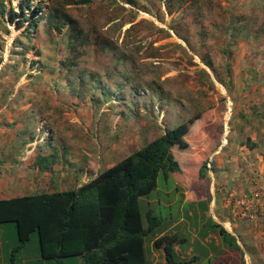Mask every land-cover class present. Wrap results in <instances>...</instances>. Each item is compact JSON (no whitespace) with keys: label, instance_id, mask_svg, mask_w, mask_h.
<instances>
[{"label":"rangeland","instance_id":"1","mask_svg":"<svg viewBox=\"0 0 264 264\" xmlns=\"http://www.w3.org/2000/svg\"><path fill=\"white\" fill-rule=\"evenodd\" d=\"M182 1L168 14L165 0H137L132 7L120 0H0V196L11 195L3 191L10 186L13 164L15 170L22 163L35 170L37 146L43 154L56 152L55 159L67 156L80 166L94 162L95 170L103 169L195 111L224 107L217 118L224 133L237 101L264 98V0ZM36 5L41 9L34 17L45 16L53 7L63 9L79 23L82 38L71 46L67 27L58 31L44 18L27 29L24 20ZM11 11L17 17L10 18ZM101 38L111 42L112 49L103 50L97 43ZM205 55L214 70L205 65ZM103 86L108 94L97 103ZM150 86L160 91V98ZM120 90L121 96L111 95ZM26 101L31 105L21 107ZM24 110L29 113H20ZM18 171L14 172L23 173ZM26 180L31 182L30 177ZM183 192L160 172L157 186L138 199L144 225L147 211L160 219L145 238L148 263L151 241L181 216L184 225L177 231L187 238L183 250L193 248L198 263L217 264L214 253L207 257L204 252L211 246L213 251L227 246L237 254L239 248L224 241L213 226L209 201H184ZM0 228V262L10 264L24 253V246L31 257L39 252L36 232L13 252L18 245L15 223H2ZM193 228L202 239L206 234L204 244L197 239L192 243ZM73 257L77 256L63 260ZM40 258L54 264L53 259Z\"/></svg>","mask_w":264,"mask_h":264},{"label":"trees","instance_id":"2","mask_svg":"<svg viewBox=\"0 0 264 264\" xmlns=\"http://www.w3.org/2000/svg\"><path fill=\"white\" fill-rule=\"evenodd\" d=\"M120 1L131 7L138 5L137 0ZM165 1L168 14L183 3L182 0ZM40 9L41 6L36 5L31 16L24 20L27 29L44 18L58 31L67 27L71 46L82 38L79 23L63 9L53 7L45 16L34 17ZM12 15L17 17L16 12L11 11L10 18ZM21 33L23 38L28 37ZM18 41L16 37L15 46ZM97 43L103 50L112 49L111 42L104 38ZM20 51L23 56L25 50ZM202 58L205 65L214 70L211 60L206 55ZM103 88L96 97L97 103L108 94ZM135 88L132 86L133 94ZM149 88L154 90L151 86ZM122 92H112L111 95L121 96ZM223 113L224 107L215 109L212 106L195 111L79 186L0 198V224L14 222L16 226L18 245L13 252L36 232L41 257L53 259L54 264H61L63 258L71 256H81L84 264H147L145 238L159 225L160 219L147 211V224L144 225L138 199L157 186L160 172L183 188L187 201L203 199L206 195L204 178L208 170L213 169L209 157L217 146L215 142L207 146L204 133L213 130L217 135L222 133L219 126L214 128V118ZM36 149L34 165L40 171H51L56 152L43 154L40 146ZM213 226L224 241L239 247L236 238L230 236L224 227ZM177 240L175 234H164L153 241L156 248L163 250L165 264L183 263L174 260L173 244Z\"/></svg>","mask_w":264,"mask_h":264},{"label":"crops","instance_id":"3","mask_svg":"<svg viewBox=\"0 0 264 264\" xmlns=\"http://www.w3.org/2000/svg\"><path fill=\"white\" fill-rule=\"evenodd\" d=\"M153 89L154 90L152 91L154 96L160 98V91L156 88ZM36 102L41 103V101ZM23 103L28 104H22L21 107L28 108L32 102L26 101ZM240 105L246 106V108L241 110ZM236 107L232 111L229 131L226 135H224L223 132L220 135H217L214 130L212 132L206 131L204 133L208 144L207 146L212 145L213 142H215L217 146L211 151L209 157V160L212 162L211 164L213 169H209L204 178L206 195L200 201H209L208 206L211 209L214 224L221 225L228 233L236 238L239 250L236 254L231 251V248L222 246L221 249L213 251L211 246L206 252L204 246L198 245V247L200 250L204 247V252L207 257L213 256L214 253L215 257L218 258L217 264H264V217L258 211H253L252 213L249 212L247 214L244 212L242 206V202L244 200H248L252 202V204L259 205L264 208V98L252 101L249 99L240 102L237 101ZM27 112V110L20 111V113ZM8 114H10L9 110ZM214 123L216 125L214 128L217 129L219 126V129H222V125H220L217 118H214ZM22 139H24V137ZM36 141L32 142V144L36 143ZM42 141H44V138H42ZM20 145H23V142H21ZM49 147L52 149L51 142ZM29 151L30 150H27L26 153L29 154ZM67 151L68 149L66 148L62 151V153L66 154ZM49 153H52V150L48 153L46 152V154ZM86 155V160L91 159L89 153ZM26 157H28V155L24 156L23 159H26ZM123 157H121V159ZM72 164H76L77 166L74 167ZM15 165L16 164H13L11 168L13 173H9L10 175H8V178L10 179V186H7V188L3 191H6V193L10 192L11 195L0 196V198L28 194L30 192H19V190L23 189L21 191H25L27 188L42 187L43 189L45 188L44 190L48 191L53 189L63 190L71 186H79L80 184H83L89 179L95 177L101 170L111 166H105L103 169L98 166V170H95L97 168H94V162L86 164V166L83 167V165L80 166L77 163H73L66 156L62 160L56 159L55 163L51 165V171H40L37 166L35 170L33 168L26 169L27 166L22 163L21 166H18V169L22 170L23 173L19 175L14 172L18 171V169L15 170ZM207 165L210 166V163ZM6 169L10 171V163H7ZM27 173H29L28 177H30V183L27 180L25 181V179L28 178L26 176ZM35 176L37 178V181L35 180L36 182L33 179ZM22 182L25 185H22ZM17 183L22 186H16ZM183 200L187 201L184 196V192ZM188 215H190V213H188ZM184 221V216L179 217L178 220L172 222L166 231H162L154 237L151 241L153 245L151 250L152 259L150 260V263H148L146 255L147 264L166 263L163 250L161 248H156L153 244V241L156 238L164 234H175L178 238L177 242L173 244L174 260L176 262H183L181 264H201L198 263L200 260L198 254H192L193 248L188 247L183 250L182 244L187 238L179 234L177 230L181 229L180 227L181 225H184ZM193 229L192 243H195L197 239L198 244H204L206 242V234H204V238L202 239L199 237L200 234L196 232L197 229ZM2 232L3 231L0 228V250L3 245L1 242ZM215 243L216 247L221 244L219 239H217ZM25 247L26 246L20 250L24 253L21 254L20 257H17L16 255L17 258L14 257L12 262L10 261V264H52L40 258V249L38 253H34L31 257L28 255V252H26ZM0 264L7 263L2 260ZM61 264H84V262L81 256H77L69 259L66 258L65 260L62 259Z\"/></svg>","mask_w":264,"mask_h":264},{"label":"built area","instance_id":"4","mask_svg":"<svg viewBox=\"0 0 264 264\" xmlns=\"http://www.w3.org/2000/svg\"><path fill=\"white\" fill-rule=\"evenodd\" d=\"M229 131V127L227 126V124H225L224 126V135L227 134V132ZM242 206H243V210L244 212H246L247 214L249 212H260L262 214V216L264 217V208L262 206H259V205H254L252 204V202L248 201V200H244L242 202ZM256 209V210H254Z\"/></svg>","mask_w":264,"mask_h":264}]
</instances>
